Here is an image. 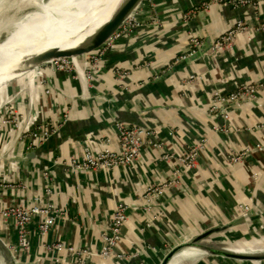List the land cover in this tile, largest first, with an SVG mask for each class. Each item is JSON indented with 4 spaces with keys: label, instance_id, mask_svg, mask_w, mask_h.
Here are the masks:
<instances>
[{
    "label": "crops",
    "instance_id": "0c3cea01",
    "mask_svg": "<svg viewBox=\"0 0 264 264\" xmlns=\"http://www.w3.org/2000/svg\"><path fill=\"white\" fill-rule=\"evenodd\" d=\"M153 2L137 8L126 21L129 30L92 56L91 78L82 55L73 72L55 71L41 81L33 70L8 84L26 87L13 92L20 95L22 127L0 130V209L29 206L52 185L50 200L65 214L47 241L100 252L114 212L124 206L121 244L108 260L88 256L89 264H161L172 247L209 230L204 243L223 249L226 239L264 232V0L242 8L213 0ZM239 23L245 27L228 44L190 54L192 36L211 45ZM245 84L257 85L256 98L214 109L217 94ZM120 123L152 132L139 161L99 170L71 165L87 151H116ZM37 124L55 132L32 145L29 132ZM197 143L204 147L188 164L181 154ZM153 185L163 194L149 196ZM0 237L8 246L17 240L14 221L0 219ZM29 239L28 250L16 255L21 264H76L75 253L45 250L36 223ZM1 263L12 264L0 246ZM176 264L264 262L205 254Z\"/></svg>",
    "mask_w": 264,
    "mask_h": 264
},
{
    "label": "built area",
    "instance_id": "2783aa9c",
    "mask_svg": "<svg viewBox=\"0 0 264 264\" xmlns=\"http://www.w3.org/2000/svg\"><path fill=\"white\" fill-rule=\"evenodd\" d=\"M215 3L221 5H231L234 8H242L247 6H255L261 0H213ZM195 10H190L186 12L183 16L185 19L191 18V16L195 13ZM243 26L242 23H239L237 28L230 29L228 33L221 36L214 45L215 47H223L225 44H228L235 33ZM122 32L120 33V31ZM121 30L115 34L102 49L99 50V54H102L104 50H106V46L112 44L113 40L122 33H126L129 30V24L125 23ZM115 37V38H114ZM192 49L190 54H195L198 50L201 49L203 45V41L198 36L191 37ZM87 66L91 68V74H88V77H92L95 71V64H91L88 61ZM75 67L67 66V68L60 69V71H75L77 70ZM81 73V72H80ZM259 88L254 84H245L238 89L234 90L228 96L220 97V94L215 100V108L218 109L220 107V103L224 101H240L246 98H256ZM227 117V115H225ZM20 117V116H19ZM18 115L13 116L14 120H9L15 123L16 128L22 125L19 120ZM21 119V118H20ZM22 127V126H21ZM37 128L32 129L30 133L32 137V145L35 143L36 139H39L41 142L46 141L52 134L55 132L54 129H51L46 124H37ZM119 130V141L120 147L114 151L112 149H105L100 152L98 155L91 153L90 151L86 152V156L82 159H78L73 157L70 161L71 165L77 167L78 169H110L115 168L121 164H131L136 161H139L141 155L143 153V141L147 134L152 133L145 129L144 127L129 125L126 123H120L118 125ZM35 139V140H33ZM203 143H197L196 145L190 146L187 151L181 154V159L183 161L188 162V164H193L197 159L199 151L203 148ZM232 154L229 157L230 161L237 162L241 159L243 154ZM167 158L173 157L174 154L167 155ZM192 162V163H191ZM11 186V185H10ZM53 186L48 185L45 194L35 199V202L29 206H23L18 204H12L7 207L0 209V219L5 223L10 221H14L17 227V240L9 245L10 250L13 255L21 253L22 250H28L30 247L31 241L29 239L30 225L33 223L37 224L38 231L40 236L42 237L44 243L43 247L46 251H69L71 253H75L76 264H89L87 262V257L91 255H100L104 260H108L112 258V255L115 253V249L119 247L122 241V233L125 223L127 221V213L125 211V207L120 205L112 216V220L109 223L108 231H106L103 235V247L100 252L97 250H89L87 248L78 249L74 246L66 245L62 241H55L49 243L47 241V236L51 232L52 228L57 224L58 219L63 217L65 214L64 211L53 202H51L50 198L53 193ZM149 196H160L163 194V187L160 186H149L148 189ZM20 255V254H19ZM43 264V263H41ZM45 264V263H44Z\"/></svg>",
    "mask_w": 264,
    "mask_h": 264
},
{
    "label": "bare ground",
    "instance_id": "6f19581e",
    "mask_svg": "<svg viewBox=\"0 0 264 264\" xmlns=\"http://www.w3.org/2000/svg\"><path fill=\"white\" fill-rule=\"evenodd\" d=\"M114 6L108 4V0H0V86L44 67L42 65L51 57L48 52L56 46L77 47L96 33L103 20L105 23L111 19ZM43 55L45 59L34 61ZM78 56L62 62L74 67L78 65ZM258 247L259 243L252 240L247 246L229 250L243 255H264V250ZM205 254L199 249L185 248L177 252L169 264Z\"/></svg>",
    "mask_w": 264,
    "mask_h": 264
},
{
    "label": "water",
    "instance_id": "95a60500",
    "mask_svg": "<svg viewBox=\"0 0 264 264\" xmlns=\"http://www.w3.org/2000/svg\"><path fill=\"white\" fill-rule=\"evenodd\" d=\"M48 2L49 0H44ZM63 2L66 0H62ZM77 1V0H76ZM155 2V0H108V4L115 5L114 9L112 10V17L109 21L103 23V25L94 33L91 37L86 39L84 42L79 44L77 47L72 49H67V46H56L55 48L51 49V57L50 61L48 60L47 63L43 64L44 66L42 69L35 72V74L32 77H38L39 80L48 77L49 73L50 75L55 72L59 71L60 69L67 68L66 65L63 64L62 60L64 57L67 56H78L82 55L87 52L95 51L94 54L91 55L95 56L99 52L100 49L104 47V45L115 35L117 34L122 26L126 23V21L132 16L131 14L134 13V11L139 8L141 5L147 2ZM153 2V3H154ZM131 15V16H130ZM215 43L212 42L211 45H202L200 49V54L204 53L209 47L213 46ZM47 54V53H45ZM44 54V55H45ZM196 54H199L196 53ZM194 54V55H196ZM38 56L34 59V61L38 62L41 61L39 58L45 59V56ZM43 61V60H42ZM88 59H85L83 62L87 63ZM35 62V63H36ZM75 68L79 67V65L74 66ZM31 77V78H32ZM26 87V84H22L20 86H16L15 89L12 87V91L16 89H22ZM11 90L10 88H0V94L7 92ZM140 126V125H136ZM143 127V126H140ZM214 230H209L201 235H199L197 238H195L192 241H187L184 243H180L178 245H175L172 247L169 252L166 254L164 259L162 260L161 264H169L171 259L175 256V254L182 249L188 248V247H195L196 249L204 251L206 254L210 255H218L224 258H230L235 259L241 262H264V255H243L240 252L231 251L229 249H223V248H215L212 247L209 244L204 243L205 240L207 241V237L210 236V234ZM0 246L3 248V250L8 255L9 259L11 260L12 264H21L18 260V256H14L12 251L10 250L8 244H6L0 237Z\"/></svg>",
    "mask_w": 264,
    "mask_h": 264
},
{
    "label": "rangeland",
    "instance_id": "374dc122",
    "mask_svg": "<svg viewBox=\"0 0 264 264\" xmlns=\"http://www.w3.org/2000/svg\"><path fill=\"white\" fill-rule=\"evenodd\" d=\"M104 21L105 20H103L99 26L103 25ZM4 32H5V30H3L2 33H4ZM121 32H122V30L120 31V33ZM84 57L86 58V56H84ZM72 58L73 57H64L63 59H72ZM76 58L78 59V58H80V56H78ZM92 58L93 57L90 56L87 59L91 60L90 62H92V60H93ZM91 64L93 65L94 63H91ZM40 69H37V71L40 70ZM71 72H73V71H71ZM14 80L15 79H12V80L8 81L6 84H4L6 87L5 86H0V88L1 87L10 88L11 87V90L0 94V130H1L2 127L3 128L5 127V129H6V127L10 128V129L16 127L14 122L9 121V120H12V119L14 120L13 116H15L16 114L18 115V117L20 116L19 120L23 124V115H21L19 113V108H20L19 105H21V100H19L18 98H19L20 95H16V93H13L14 90L12 91V87H14V89H15L16 86H20V85H22V83L15 84V85L13 84L12 86H8V84H10L11 82L13 83ZM22 89H16V90H20L22 92ZM254 235H257V234H254ZM254 235H252V237H250V238H247L248 239L247 241H245L246 238H243L241 240L237 239L236 242L229 241L228 239H226V241H225L226 249H231V248H235L236 249V247L247 246L248 241L252 242V240L254 241V243H259V246H261L264 249V232H261L260 235L256 236V237H254ZM238 240H240V241H238Z\"/></svg>",
    "mask_w": 264,
    "mask_h": 264
}]
</instances>
